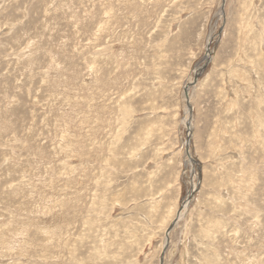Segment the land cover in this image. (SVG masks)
<instances>
[{"label":"rangeland","instance_id":"rangeland-1","mask_svg":"<svg viewBox=\"0 0 264 264\" xmlns=\"http://www.w3.org/2000/svg\"><path fill=\"white\" fill-rule=\"evenodd\" d=\"M0 264H264V0H0Z\"/></svg>","mask_w":264,"mask_h":264},{"label":"water","instance_id":"water-1","mask_svg":"<svg viewBox=\"0 0 264 264\" xmlns=\"http://www.w3.org/2000/svg\"><path fill=\"white\" fill-rule=\"evenodd\" d=\"M197 74H198V73H197ZM196 79H197V76H195V79H194L193 83L196 81ZM191 84H192V83H191ZM189 87H190V84H188V85L185 87V95H186V98H187V99H188V96H189V95H188V89H189ZM188 106H189V108L191 109V105H190V103H189V100H188ZM189 140H190V137H188L187 142H186V151H187L188 155L191 157V155H190V153H189ZM191 159H192V161L195 162V160H194L192 157H191ZM178 216H179V213H178ZM176 220H177V219H176ZM176 220H174V221L172 222L171 226L168 228V230H167V235H168L169 231L171 230V228L174 226ZM167 245H168V244H166V246L164 247V251L166 250ZM164 251H163L162 256H161V260H162V262H163Z\"/></svg>","mask_w":264,"mask_h":264},{"label":"bare ground","instance_id":"bare-ground-1","mask_svg":"<svg viewBox=\"0 0 264 264\" xmlns=\"http://www.w3.org/2000/svg\"><path fill=\"white\" fill-rule=\"evenodd\" d=\"M189 97V96H188ZM193 190V189H192ZM192 192V191H191ZM190 192V193H191ZM194 195V194H193ZM192 197V196H191ZM181 211V210H180ZM180 211L178 212V213H180ZM182 212H183V210H182ZM182 212L179 214L180 216L182 215ZM173 222V221H172ZM167 238H169V233H168V237ZM166 238L164 239V243H163V245H162V248H163V246H165V244H166ZM164 249V248H163Z\"/></svg>","mask_w":264,"mask_h":264}]
</instances>
